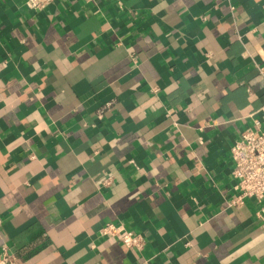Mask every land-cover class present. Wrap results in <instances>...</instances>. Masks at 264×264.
Instances as JSON below:
<instances>
[{
  "label": "crops",
  "instance_id": "obj_1",
  "mask_svg": "<svg viewBox=\"0 0 264 264\" xmlns=\"http://www.w3.org/2000/svg\"><path fill=\"white\" fill-rule=\"evenodd\" d=\"M25 2L0 0V252L264 264L262 203L232 204L230 152L264 130V0Z\"/></svg>",
  "mask_w": 264,
  "mask_h": 264
},
{
  "label": "built area",
  "instance_id": "obj_2",
  "mask_svg": "<svg viewBox=\"0 0 264 264\" xmlns=\"http://www.w3.org/2000/svg\"><path fill=\"white\" fill-rule=\"evenodd\" d=\"M57 0H26L25 5L32 11H43ZM119 8L124 0H111ZM264 77V67H258ZM264 120V107L261 110ZM234 180L233 190L237 197L232 204L241 202L244 198L255 199L261 204L260 214L264 218V130L261 129L260 119L256 120L254 128L243 131L240 138L231 147ZM101 235L107 239H116L127 249L141 250L145 241L143 237L125 230L121 225L108 224L101 230ZM0 264H17L16 258L3 247L0 252Z\"/></svg>",
  "mask_w": 264,
  "mask_h": 264
}]
</instances>
